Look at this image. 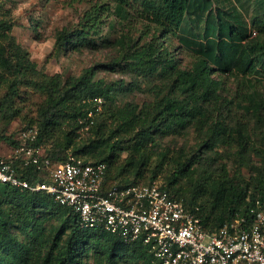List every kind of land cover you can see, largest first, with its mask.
I'll return each mask as SVG.
<instances>
[{"label":"trees","instance_id":"1","mask_svg":"<svg viewBox=\"0 0 264 264\" xmlns=\"http://www.w3.org/2000/svg\"><path fill=\"white\" fill-rule=\"evenodd\" d=\"M191 2L192 0H102L95 4L83 29L59 34L57 46L62 48L72 44L77 37L84 38L88 35L86 28L96 29V32L99 19L104 11H109L110 4L115 5L114 13L120 19L131 17L129 8L132 7L149 24L160 27L161 34L177 33L182 29ZM259 16L254 22L263 35L264 20L259 19ZM230 18L232 21L225 17H219L216 22L208 19L204 34L206 40L200 44V58L196 66L192 71L176 72V82L187 93L186 96L179 98L169 94L157 97L141 107L132 104L117 107L109 111V118L115 122L111 134L105 136V125L100 124L98 127L94 126L92 132L102 131L100 133L103 137L95 139L90 136L86 142L80 141L79 137L80 130L90 123L89 112L96 108L92 99L103 97L106 101L113 102L114 89L101 80L94 81L96 67L86 69L81 76L66 81H63L61 75H55L40 77L35 82L38 72L26 58V54L13 42L2 44L3 40L8 39L11 25L0 21V78L8 84V90L0 100V123L4 121L9 124L15 116L13 101L20 85L35 82L45 96L39 110V134L35 145L50 144L47 156L53 163L65 162L70 155H89L94 159L85 158L86 161L104 162L107 165L105 190L114 185L128 186L155 181L156 173L153 172L149 180H146L142 170L151 159V149L157 148L164 137L171 134L182 135L195 124L209 136H205L194 152L185 154L181 151L173 158L175 168L170 176L168 190L172 199L183 202L193 210L199 208L197 214L205 227L211 231L218 229L224 223L232 221L238 213L247 215L257 199L264 202V170L254 187L225 175L216 178L213 172L206 179L195 182L192 195L175 187L182 178L193 180L204 165L212 166V156L206 152H214L218 142H226L236 135L240 154H245V136L240 130L228 128L221 121L219 115L223 108L218 111L215 109L216 105L212 109L206 106L208 101H218L222 105L223 101L228 102L218 94L217 89L222 86V81L213 78V72L233 73L237 70L241 75L249 76L260 69L264 75V54L261 57L255 54L252 56L242 49L244 46L241 43L249 36L248 31L242 26H235L237 17L231 15ZM143 35L140 36L141 39ZM158 37L155 39L160 38ZM139 40L136 48L124 55L125 58H130L127 66L134 71L140 70L145 75L154 74L169 59L160 52L157 42L141 45ZM262 47L263 43H257L251 49L259 52ZM117 63L114 61L102 66L114 71ZM169 64L173 65V61ZM260 78L263 80V77ZM241 97L245 109L260 118L264 112V94L254 86ZM208 125L210 127L204 131ZM114 138L110 152L98 150L99 146ZM14 139L15 134H7L6 129L0 130V143L6 148L18 145ZM117 144L121 146L118 147ZM116 152L128 153L126 167L115 164L118 157ZM157 153L163 160L169 157V151ZM209 170L207 168V172ZM35 173L30 169L26 176L31 178ZM208 180H212L210 185L206 184ZM201 193L203 198L199 201ZM206 196L210 199L208 197L204 200ZM52 220H56V223L47 225ZM91 253H94V264H150L152 259L148 247L140 242L126 243L102 229H83L76 213L57 204L46 193H30L9 185H0V264H91L87 261Z\"/></svg>","mask_w":264,"mask_h":264},{"label":"rangeland","instance_id":"2","mask_svg":"<svg viewBox=\"0 0 264 264\" xmlns=\"http://www.w3.org/2000/svg\"><path fill=\"white\" fill-rule=\"evenodd\" d=\"M101 1L0 0V21L11 25L8 39L3 40L2 44L13 42L26 54V58L34 64L38 72L35 82L40 77L55 75H61L63 81H66L81 76L86 69L96 67L94 81L101 80L114 89V101H106L102 97L103 106L94 113L93 123L85 125L80 130L79 140L82 142H86L90 136L98 139L102 131L95 133L96 131L92 132V129L100 124L105 125L104 135L109 136L115 125V122L109 118V111L117 107L130 104L141 107L153 102L157 97L169 94L179 98L186 96L187 93H184L176 82V72L192 71L196 66L200 58V44L206 40L204 34L208 19L216 22L219 17H225L232 21L231 15L237 17L235 26L247 29L249 35L241 43L244 46L241 48L250 52L252 56L255 54L261 57L264 54V47L259 52L256 50L253 52L251 49L256 47L257 43L264 44V34L259 33V28L254 22L258 15H260L259 19L264 20V0H192L182 29L170 34H161L160 27L149 24L147 20L137 15L132 7L129 8L131 17L120 19L114 13L115 5L110 4L109 11H104L99 19L100 24L96 32V29L86 28L85 32H88V35L84 38L77 37L72 44L59 48L57 46L59 34L63 31L83 29L87 17L94 11L95 4ZM141 35L144 36L142 39ZM138 40L141 45L157 42L160 52L169 59L163 66H159L154 74L145 75L140 70L134 71L127 66V60L130 58H125L124 55L136 48ZM171 60L173 65L169 64ZM114 61L118 62L114 71L103 68L102 65ZM4 74L11 78L7 73ZM212 77L222 81V86L217 92L228 102L223 101L222 105L218 101H208L206 106L212 109L216 105L215 109L218 111L223 108L219 115L221 121L228 128L240 130L244 134L246 150L244 155L240 154L236 135L226 142H218L214 152L211 150L206 152L212 156V166L204 165L193 180L182 178L176 185L175 188H181L187 195H192L196 181L206 179L212 175V172L216 178L225 175L254 187L258 184L261 171L264 170V112L260 118L254 116L242 105L241 97L242 94L250 92L254 86L258 92L264 94V75L261 74L260 69H257L249 76L241 75L234 70L233 73L213 72ZM260 77H263V80ZM35 82L31 85H20L13 101L16 114L9 124L4 121L0 123V130L6 129L7 134L16 135L20 129L30 124L37 128L39 110L45 101V96ZM7 90V81L0 78V100ZM209 127L210 125L206 126L204 131ZM205 136L209 134L193 124L182 135L171 134L164 137L159 141L157 148L151 149L149 153L151 159L142 168L146 180H149L154 172L157 174L155 181L169 188L170 176L175 168L173 158H176L181 151L185 154L194 152ZM114 140L115 138L103 143L98 150L110 152V145ZM117 146L121 145L117 144ZM41 147L46 154L51 149L50 144ZM165 151H169V157L163 160L157 152ZM116 156L118 157L115 164L122 168L126 167L128 153L118 152ZM82 157L94 159L89 155ZM207 168L210 169L209 172ZM210 183L212 180H208L206 184L210 185ZM208 197L206 196L204 200ZM202 198L201 193L199 201ZM50 223L55 224L56 220L48 222L47 225ZM94 259V253L87 257V261L91 264H94Z\"/></svg>","mask_w":264,"mask_h":264},{"label":"built area","instance_id":"3","mask_svg":"<svg viewBox=\"0 0 264 264\" xmlns=\"http://www.w3.org/2000/svg\"><path fill=\"white\" fill-rule=\"evenodd\" d=\"M93 115L103 98L92 99ZM39 130L25 126L18 145L0 143V185L46 193L70 208L85 230L102 229L126 243L140 242L152 254L150 264H264V202L257 199L247 215L237 214L218 229L205 227L197 211L172 199L158 181L105 190L107 165L70 155L53 163L35 145ZM36 173L27 178L28 170Z\"/></svg>","mask_w":264,"mask_h":264}]
</instances>
